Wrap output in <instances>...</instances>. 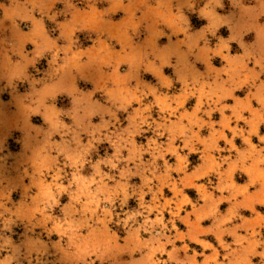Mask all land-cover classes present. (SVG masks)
Listing matches in <instances>:
<instances>
[{
    "label": "clouds",
    "instance_id": "clouds-1",
    "mask_svg": "<svg viewBox=\"0 0 264 264\" xmlns=\"http://www.w3.org/2000/svg\"><path fill=\"white\" fill-rule=\"evenodd\" d=\"M0 264H264V0H0Z\"/></svg>",
    "mask_w": 264,
    "mask_h": 264
},
{
    "label": "rangeland",
    "instance_id": "rangeland-1",
    "mask_svg": "<svg viewBox=\"0 0 264 264\" xmlns=\"http://www.w3.org/2000/svg\"><path fill=\"white\" fill-rule=\"evenodd\" d=\"M200 23H203L202 21H194V24L198 27ZM221 32L226 36L227 35V31L225 29H222ZM36 122H39L38 120ZM12 147L15 149L17 147V145L12 144Z\"/></svg>",
    "mask_w": 264,
    "mask_h": 264
}]
</instances>
